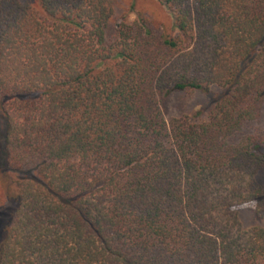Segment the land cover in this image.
Segmentation results:
<instances>
[{
  "label": "trees",
  "instance_id": "16d2710c",
  "mask_svg": "<svg viewBox=\"0 0 264 264\" xmlns=\"http://www.w3.org/2000/svg\"><path fill=\"white\" fill-rule=\"evenodd\" d=\"M159 1L0 0V264H264V0Z\"/></svg>",
  "mask_w": 264,
  "mask_h": 264
},
{
  "label": "rangeland",
  "instance_id": "374dc122",
  "mask_svg": "<svg viewBox=\"0 0 264 264\" xmlns=\"http://www.w3.org/2000/svg\"><path fill=\"white\" fill-rule=\"evenodd\" d=\"M114 5L118 19L125 18L128 21L145 19L154 30L159 32H176L173 15L170 14L159 0H114ZM209 105V97L200 91L192 93L176 92L165 99L166 117L188 114L196 121H204L208 118ZM3 130L4 121L0 113V148L2 146ZM248 134H261L264 136V105L259 117L253 121L247 122L243 129L238 134L230 137L228 141L236 142ZM259 174L264 178V170L260 171ZM2 182L5 190L9 191V187L12 186L11 178L3 177ZM5 205H9V207L12 208L13 199H9ZM239 216L245 227L263 223L251 207L242 208L239 212Z\"/></svg>",
  "mask_w": 264,
  "mask_h": 264
}]
</instances>
